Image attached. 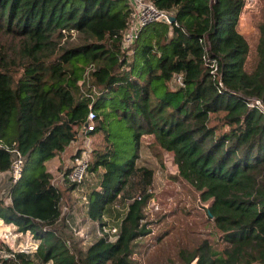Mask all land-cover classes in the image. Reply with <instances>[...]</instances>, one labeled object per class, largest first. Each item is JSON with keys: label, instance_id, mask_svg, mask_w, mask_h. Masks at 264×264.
I'll return each mask as SVG.
<instances>
[{"label": "trees", "instance_id": "trees-1", "mask_svg": "<svg viewBox=\"0 0 264 264\" xmlns=\"http://www.w3.org/2000/svg\"><path fill=\"white\" fill-rule=\"evenodd\" d=\"M149 1L176 22L142 27L127 47L128 0H0V174H10L15 152L24 162L0 199V221L39 242L34 255L10 252L1 264H137V243L152 233L145 209L154 171L137 165L145 136L173 154L220 233L222 250L205 241L181 249L180 264H264V114L249 106L264 104V17L247 71L245 0ZM205 56L218 62L223 89ZM90 111L88 135H103L104 147L90 164L88 174L102 173L86 208L102 235L76 251L47 163L84 134Z\"/></svg>", "mask_w": 264, "mask_h": 264}, {"label": "rangeland", "instance_id": "rangeland-1", "mask_svg": "<svg viewBox=\"0 0 264 264\" xmlns=\"http://www.w3.org/2000/svg\"><path fill=\"white\" fill-rule=\"evenodd\" d=\"M245 2L239 31L250 46L251 53L246 69L251 71L256 64V47L261 35L259 26L264 17V0ZM135 23L133 20L128 34L134 31ZM72 43L79 42L75 40ZM91 83V73L86 74L81 84L85 94L91 88ZM94 91L97 90L93 89ZM154 142L152 136L143 137L137 162L139 167L153 170L154 178L150 188L152 198L145 209L146 223L152 233L138 241L134 254L135 263L180 264L178 253L181 249L193 251L205 241L215 249L222 250L220 233L207 217L210 204L204 203L199 192L179 179L173 154L160 150ZM103 147V135L82 134V131L78 130L76 140L66 152L48 163L54 184L62 192L63 218L70 220V226H61V230L73 241L76 251H84L102 235L99 232L100 225L89 220L86 208V198L99 187L102 170L88 174L86 180L76 189L71 188V181L66 174L71 171L77 156L86 155L91 164L94 153ZM9 177L10 174H0V199L5 201L8 197ZM113 219L116 218L108 217L105 221L112 225ZM38 246L39 242L30 234H20L15 227L0 223V259L10 257V252L34 255ZM37 262L35 260L33 264H38Z\"/></svg>", "mask_w": 264, "mask_h": 264}, {"label": "built area", "instance_id": "built-area-1", "mask_svg": "<svg viewBox=\"0 0 264 264\" xmlns=\"http://www.w3.org/2000/svg\"><path fill=\"white\" fill-rule=\"evenodd\" d=\"M128 1L133 8V12H134L133 20H135L136 23L134 25V31H132L129 34L128 32L125 34V39H124L125 46L127 47L131 46L134 40L136 39L139 31L142 29V27L146 25H149L154 22H166L170 24L169 19L171 16L165 12H161L149 0H128ZM209 45H210L209 42H207L206 51L210 50ZM204 60L208 64L211 74L214 76L215 80L218 81V85L220 86V88L223 89L224 86L222 82V73L219 68L218 62L216 60L209 59L207 56L204 57ZM94 70H95V66L92 65L88 68L86 74L92 73L94 72ZM176 82L178 84H181L182 78L178 77ZM249 106L258 108L259 111L264 114V104L261 100L258 99L250 100ZM95 128H96L95 115L92 111H90L87 122L83 127V132L85 134H90L91 132L95 131ZM23 165L24 162L22 156L18 152H15V161L13 163L12 170L10 172L13 183H16L21 178L23 173ZM89 168H90L89 158H87L86 155L77 156L75 158V164L72 167L70 173L68 174V178L70 179L71 183L77 184L78 186L81 185L87 178ZM116 232L117 230L113 229L111 231V234H115Z\"/></svg>", "mask_w": 264, "mask_h": 264}, {"label": "water", "instance_id": "water-1", "mask_svg": "<svg viewBox=\"0 0 264 264\" xmlns=\"http://www.w3.org/2000/svg\"><path fill=\"white\" fill-rule=\"evenodd\" d=\"M169 21L170 24H174L176 22V19L174 17H170Z\"/></svg>", "mask_w": 264, "mask_h": 264}, {"label": "crops", "instance_id": "crops-1", "mask_svg": "<svg viewBox=\"0 0 264 264\" xmlns=\"http://www.w3.org/2000/svg\"><path fill=\"white\" fill-rule=\"evenodd\" d=\"M49 162H50V161H49ZM49 162H48V163H49ZM48 163H47V167H48V165H49ZM48 170H49V169H48ZM49 172H51V171L49 170ZM51 174H52V173H51ZM7 203H9V200L7 201ZM72 207H73V204H72ZM0 223H3L4 225H6L3 221H0ZM6 226H8V225H6Z\"/></svg>", "mask_w": 264, "mask_h": 264}]
</instances>
